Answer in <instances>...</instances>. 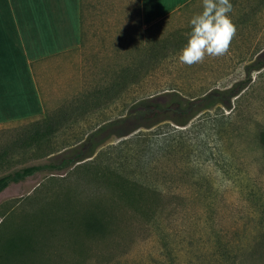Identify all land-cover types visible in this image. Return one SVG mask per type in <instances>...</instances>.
<instances>
[{"label":"rangeland","instance_id":"374dc122","mask_svg":"<svg viewBox=\"0 0 264 264\" xmlns=\"http://www.w3.org/2000/svg\"><path fill=\"white\" fill-rule=\"evenodd\" d=\"M123 21L134 37L133 18L126 14ZM178 55L135 85L125 102L72 124L57 123L66 106L0 124L1 174L74 151L97 124L124 113L133 96L182 100L183 107L215 89L246 84L230 108L223 106L228 101L203 106L194 116L182 114L189 116L185 125L171 116L150 127L123 121L100 134L87 165L10 183L0 191L3 233L29 224L54 200L72 204L80 217L69 228L56 227L43 253L19 264H264V150L254 140L264 127V68L247 67L264 57V13L236 32L222 57L187 66ZM85 211L101 226L84 228Z\"/></svg>","mask_w":264,"mask_h":264},{"label":"trees","instance_id":"16d2710c","mask_svg":"<svg viewBox=\"0 0 264 264\" xmlns=\"http://www.w3.org/2000/svg\"><path fill=\"white\" fill-rule=\"evenodd\" d=\"M230 3L233 8L229 16L237 31L247 28L257 16L264 13V0H230ZM126 9L127 14L135 19L134 37L130 36L123 24H114L112 27L103 25L108 17L120 19L119 0H80L81 46L83 48L88 47L87 35L91 28L93 34L97 35L99 39V42L95 43V47L98 46L97 50L99 51L100 47H108L110 53V72L103 75L104 82L107 80L108 84L100 86L101 83L95 82L89 85L87 96L108 97L110 104L92 105L89 100H85L84 104L65 105L70 109H60L57 123L69 125V122L72 124L78 121L77 116L79 115L84 116L101 108L116 105L117 101L125 102L127 94L135 85L146 79L161 63L180 53L187 42V34L191 31L190 19L194 14L202 11V0H188L175 11L147 27H142L140 24V0H127ZM94 18L95 22L99 21L103 24L96 26L94 23L91 25ZM107 32L110 38L106 41L105 33ZM247 67L254 70L264 68V57L260 55ZM245 86L246 84L238 83V85L225 90L215 89L183 107L181 105L185 103L182 100L176 99L173 100L172 104H168L155 102L152 97L137 98L133 96L126 102L127 107L124 113L121 114L119 111L114 117L97 124L91 133L86 135L84 143L74 151H64L50 157L47 161L24 164L1 173L0 191L10 183L22 181L38 171L59 172L72 165H87L89 159L86 158L95 153L94 147L103 137L100 134L108 135L120 127L123 121L127 123L137 119L139 127H150L161 119L171 116L176 124L185 125L189 116L182 118V114L188 113L194 116L201 107L224 101H228V103H223V106L230 108V98L239 96ZM254 140L264 150V127L254 133ZM4 153V150L0 152V166L6 159ZM48 154L50 155V153ZM132 185L134 184L132 183ZM126 186L133 187L129 183ZM78 212L73 213L72 204H60L54 200L47 208L46 213L38 214L39 216L29 224H17L5 233H3L4 229H0V264H19L18 261L23 263L26 257L38 254L37 250H42L43 253L48 235L51 236L56 227L69 228L70 225H73L75 221L80 219ZM82 214V224L87 230H91L94 226H101L102 222L92 212L85 211ZM259 248L252 249L249 255L255 256L256 250ZM46 256L49 257L50 255ZM228 264H235V262L232 260Z\"/></svg>","mask_w":264,"mask_h":264},{"label":"crops","instance_id":"0c3cea01","mask_svg":"<svg viewBox=\"0 0 264 264\" xmlns=\"http://www.w3.org/2000/svg\"><path fill=\"white\" fill-rule=\"evenodd\" d=\"M187 1L140 0L141 26L151 25ZM119 4L120 19L108 17L103 24L94 18L91 25L127 26L123 21L127 0ZM105 36L109 40L108 32ZM97 42L90 28L88 47L81 46L80 0H0V124L43 116L49 107L85 100L109 105L108 97L87 96L89 85L108 84L103 75L110 72L109 48L98 51Z\"/></svg>","mask_w":264,"mask_h":264},{"label":"clouds","instance_id":"9594fccd","mask_svg":"<svg viewBox=\"0 0 264 264\" xmlns=\"http://www.w3.org/2000/svg\"><path fill=\"white\" fill-rule=\"evenodd\" d=\"M232 8L230 0H202V11L190 19L191 31L178 55L181 65L193 66L203 63L206 57L228 53L237 32L229 16Z\"/></svg>","mask_w":264,"mask_h":264}]
</instances>
